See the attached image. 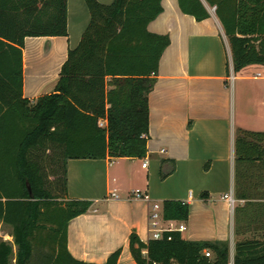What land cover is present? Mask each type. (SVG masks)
Instances as JSON below:
<instances>
[{"label": "trees", "instance_id": "1", "mask_svg": "<svg viewBox=\"0 0 264 264\" xmlns=\"http://www.w3.org/2000/svg\"><path fill=\"white\" fill-rule=\"evenodd\" d=\"M85 2L89 21L68 48L54 91L31 100L22 91L24 37L67 34L66 0H0V221L12 237L0 240V264H99L67 248L68 221L91 204L67 196V160L147 152V96L170 41L147 25L162 2ZM206 2L222 23L234 70L264 63V0ZM178 4L198 20L209 15L202 0ZM234 162L235 197L244 204L235 208L233 264H264L263 131L235 130ZM188 213L180 200L162 203L164 219L185 221ZM255 228L261 232L242 236ZM128 246L136 264L229 262L227 242L188 240L177 230L146 243L131 232ZM120 251L100 264H116Z\"/></svg>", "mask_w": 264, "mask_h": 264}, {"label": "crops", "instance_id": "2", "mask_svg": "<svg viewBox=\"0 0 264 264\" xmlns=\"http://www.w3.org/2000/svg\"><path fill=\"white\" fill-rule=\"evenodd\" d=\"M202 1L209 15L198 20L183 12L178 0H161L162 11L147 25L168 33L170 41L147 96L146 155L67 160V196L91 201L86 212L67 223V248L76 259L100 264L120 248L116 264H136L130 233L145 243L151 239L150 203L133 198L139 188L159 204L168 199L187 203V220H171L185 226L182 237L227 242L228 264H233L235 208L244 204L235 197L234 132H264V93L256 100L250 85L264 79V63L235 71L214 6ZM66 20L65 35L24 37L22 91L31 100L54 91L67 50L78 43L89 21L85 0H66ZM258 71L262 75L255 76ZM113 189L118 198L110 196ZM226 193H232L233 206L223 198ZM258 232L255 228L242 236Z\"/></svg>", "mask_w": 264, "mask_h": 264}, {"label": "built area", "instance_id": "3", "mask_svg": "<svg viewBox=\"0 0 264 264\" xmlns=\"http://www.w3.org/2000/svg\"><path fill=\"white\" fill-rule=\"evenodd\" d=\"M254 75L258 76L262 74L260 73V71H258ZM233 76L234 74L232 71L230 74V78H233ZM100 125H103V122H100ZM146 164H147V160L143 162V166H146ZM110 196L114 198H118V194L116 193L115 189H113L110 192ZM133 198L142 199L150 203V211H149L148 219H149V229L151 232V239L162 238L163 232L165 231H173V230L183 231L185 229V226L183 224H179L175 226L173 224V221L164 219L162 215V204L153 201L147 192L142 191L139 188H136L133 191ZM223 198L226 199L231 206H233L235 199L232 193L224 194ZM161 223H165L166 226H162ZM143 252L145 253V250ZM204 254L206 256H210L211 252L209 250H204ZM153 264H157V263H153Z\"/></svg>", "mask_w": 264, "mask_h": 264}, {"label": "rangeland", "instance_id": "4", "mask_svg": "<svg viewBox=\"0 0 264 264\" xmlns=\"http://www.w3.org/2000/svg\"><path fill=\"white\" fill-rule=\"evenodd\" d=\"M250 85L251 87H254V91L252 92L254 93L256 100H259V99L261 100L262 94L264 93V79H260V81L251 80ZM50 169L51 168L49 167V171ZM10 234H11V227L0 221V240L11 241L12 237ZM208 257H212V254Z\"/></svg>", "mask_w": 264, "mask_h": 264}]
</instances>
